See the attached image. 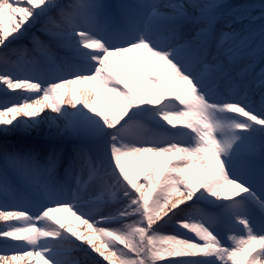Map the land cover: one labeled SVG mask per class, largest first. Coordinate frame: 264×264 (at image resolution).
Instances as JSON below:
<instances>
[{
	"label": "snow or ice",
	"instance_id": "1",
	"mask_svg": "<svg viewBox=\"0 0 264 264\" xmlns=\"http://www.w3.org/2000/svg\"><path fill=\"white\" fill-rule=\"evenodd\" d=\"M0 221V264H264V0H0Z\"/></svg>",
	"mask_w": 264,
	"mask_h": 264
},
{
	"label": "rangeland",
	"instance_id": "2",
	"mask_svg": "<svg viewBox=\"0 0 264 264\" xmlns=\"http://www.w3.org/2000/svg\"><path fill=\"white\" fill-rule=\"evenodd\" d=\"M230 2L232 3H237V4H254L259 6V4L261 3V0H230Z\"/></svg>",
	"mask_w": 264,
	"mask_h": 264
},
{
	"label": "bare ground",
	"instance_id": "3",
	"mask_svg": "<svg viewBox=\"0 0 264 264\" xmlns=\"http://www.w3.org/2000/svg\"><path fill=\"white\" fill-rule=\"evenodd\" d=\"M0 224H3V221H0ZM74 226L77 228V230L83 231V226H80L78 221L77 222H74ZM34 264H36L35 261H34Z\"/></svg>",
	"mask_w": 264,
	"mask_h": 264
}]
</instances>
